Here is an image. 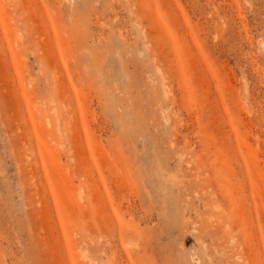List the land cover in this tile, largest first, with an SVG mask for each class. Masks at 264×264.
Instances as JSON below:
<instances>
[{"label": "rangeland", "instance_id": "obj_1", "mask_svg": "<svg viewBox=\"0 0 264 264\" xmlns=\"http://www.w3.org/2000/svg\"><path fill=\"white\" fill-rule=\"evenodd\" d=\"M0 264H264V0H0Z\"/></svg>", "mask_w": 264, "mask_h": 264}, {"label": "bare ground", "instance_id": "obj_2", "mask_svg": "<svg viewBox=\"0 0 264 264\" xmlns=\"http://www.w3.org/2000/svg\"><path fill=\"white\" fill-rule=\"evenodd\" d=\"M165 92H166V90H165Z\"/></svg>", "mask_w": 264, "mask_h": 264}]
</instances>
